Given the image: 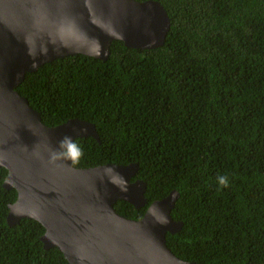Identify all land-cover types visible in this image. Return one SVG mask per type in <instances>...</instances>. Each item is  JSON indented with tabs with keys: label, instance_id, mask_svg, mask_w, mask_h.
<instances>
[{
	"label": "trees",
	"instance_id": "16d2710c",
	"mask_svg": "<svg viewBox=\"0 0 264 264\" xmlns=\"http://www.w3.org/2000/svg\"><path fill=\"white\" fill-rule=\"evenodd\" d=\"M144 1V0H140ZM171 18L155 49L111 45L107 60L84 54L28 73L17 90L48 126L71 118L99 139L74 141L77 167L139 164L147 183L139 219L172 190L181 231L167 235L180 258L202 264H264V0H158ZM0 177V264H69L46 249L44 226L7 222L15 189ZM220 177L227 181L221 185Z\"/></svg>",
	"mask_w": 264,
	"mask_h": 264
},
{
	"label": "water",
	"instance_id": "95a60500",
	"mask_svg": "<svg viewBox=\"0 0 264 264\" xmlns=\"http://www.w3.org/2000/svg\"><path fill=\"white\" fill-rule=\"evenodd\" d=\"M170 28L158 0H0V177L6 169L3 185L17 191L7 222L38 220L44 247L59 248L69 264H202L167 243L184 225L173 217L178 190L139 219L119 213L118 201L137 209L148 203L147 183L135 178L139 164L77 167L69 144L100 140L96 125L71 118L48 126L17 90L46 63L76 54L107 60L115 40L155 49Z\"/></svg>",
	"mask_w": 264,
	"mask_h": 264
},
{
	"label": "clouds",
	"instance_id": "9594fccd",
	"mask_svg": "<svg viewBox=\"0 0 264 264\" xmlns=\"http://www.w3.org/2000/svg\"><path fill=\"white\" fill-rule=\"evenodd\" d=\"M62 144H63V142H62ZM69 153H70V155L72 156V157H76V156H78L79 155V152H78V150H77V148H76V146L75 145H72V144H69ZM220 183H221V185H226V183H227V181H226V179L224 178V177H220ZM23 219V218H22ZM21 221V220H20ZM19 221V222H20ZM18 222V223H19ZM17 224V223H16ZM15 225V224H14Z\"/></svg>",
	"mask_w": 264,
	"mask_h": 264
}]
</instances>
